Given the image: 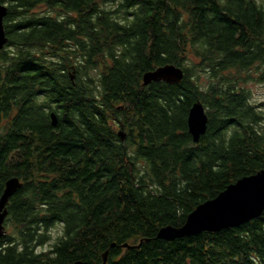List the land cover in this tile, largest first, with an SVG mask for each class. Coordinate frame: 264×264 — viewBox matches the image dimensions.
<instances>
[{"label":"trees","instance_id":"obj_1","mask_svg":"<svg viewBox=\"0 0 264 264\" xmlns=\"http://www.w3.org/2000/svg\"><path fill=\"white\" fill-rule=\"evenodd\" d=\"M0 2V195L9 177L22 182L7 204L0 264H101L108 249L106 264H264V212L238 227L154 239L264 169V112L241 85L254 70L264 80V8ZM167 64L184 70L179 83L142 84ZM198 100L209 121L194 143L187 117ZM54 228L62 234L51 243Z\"/></svg>","mask_w":264,"mask_h":264},{"label":"water","instance_id":"obj_2","mask_svg":"<svg viewBox=\"0 0 264 264\" xmlns=\"http://www.w3.org/2000/svg\"><path fill=\"white\" fill-rule=\"evenodd\" d=\"M8 13L6 4L0 2V50L8 42L4 27V18ZM184 77V70L176 64L159 66L154 70L145 72L142 76V84L147 86L152 82H165L169 84L179 83ZM53 126L57 124V116L50 114ZM208 115L204 105L198 100L194 102L188 112L187 126L192 141L197 143L206 133L208 127ZM119 137L124 140L123 129L118 131ZM22 186L18 176L9 177L0 195V239L6 235L4 226L8 215L7 204L9 199ZM264 212V169L254 174L243 176L234 183L229 184L223 191L212 199L199 204L190 212L181 225H164L160 227L154 239L173 241L178 238L196 236L202 232H217L226 228L241 226L253 219L260 217ZM113 243L110 247H115ZM128 247V244H124ZM109 249L103 253L101 264H106ZM73 264H87L78 259Z\"/></svg>","mask_w":264,"mask_h":264},{"label":"rangeland","instance_id":"obj_3","mask_svg":"<svg viewBox=\"0 0 264 264\" xmlns=\"http://www.w3.org/2000/svg\"><path fill=\"white\" fill-rule=\"evenodd\" d=\"M41 8L37 9L40 10ZM193 60L196 62V56L191 54L190 55V61L193 62ZM256 71L254 70L252 75H253V79H246V81L242 82L241 85L244 86V88H246L249 93H250V98H251V102L258 106V108L260 110H262V112H264V80L259 81L258 79V75L255 74ZM207 74L205 72H202L201 78L199 80L200 84H207L208 82V77L206 76ZM9 231V229H7V232ZM51 234V238L52 241L51 243L54 242V240L57 239V237L59 235L62 234L61 229H51L50 231ZM49 244L45 245L42 247V249H48ZM41 250V249H39Z\"/></svg>","mask_w":264,"mask_h":264},{"label":"flooded vegetation","instance_id":"obj_4","mask_svg":"<svg viewBox=\"0 0 264 264\" xmlns=\"http://www.w3.org/2000/svg\"><path fill=\"white\" fill-rule=\"evenodd\" d=\"M243 2H244V9L248 7H254V6L264 8V0H248V1L243 0ZM4 226H5V230L7 233L6 218L4 221Z\"/></svg>","mask_w":264,"mask_h":264}]
</instances>
